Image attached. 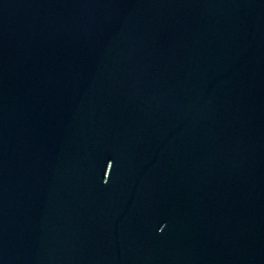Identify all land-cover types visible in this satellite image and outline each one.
Here are the masks:
<instances>
[{
    "label": "water",
    "instance_id": "water-1",
    "mask_svg": "<svg viewBox=\"0 0 264 264\" xmlns=\"http://www.w3.org/2000/svg\"><path fill=\"white\" fill-rule=\"evenodd\" d=\"M0 264H264V0H0Z\"/></svg>",
    "mask_w": 264,
    "mask_h": 264
}]
</instances>
